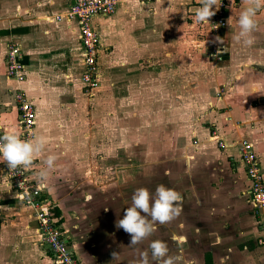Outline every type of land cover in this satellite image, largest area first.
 <instances>
[{"label": "crops", "instance_id": "1", "mask_svg": "<svg viewBox=\"0 0 264 264\" xmlns=\"http://www.w3.org/2000/svg\"><path fill=\"white\" fill-rule=\"evenodd\" d=\"M73 1L0 0V75L2 55L10 44L17 45L29 75L35 128L45 137L54 132L67 136L69 124L66 129L55 128L50 122L58 119L64 124L62 108L82 97L81 83L74 76L84 69L79 29L65 17ZM226 2V27L214 35L207 24L196 34L202 24L193 22L198 0H119L112 16L93 20L100 51L99 84L92 92L108 90L111 103L119 104L120 116L128 112L125 120L140 121L124 135L139 139L132 151L148 153L147 158L157 153L158 177L142 178L139 185L125 182L118 193L116 175L112 188L98 186L97 195L86 193L57 206L66 234L76 227L82 238L72 245L82 264H137L143 251H148L149 264H156L148 247L156 239L167 242L175 264H206V258L209 264H264V243L259 244L264 240V217L255 213L249 199L237 148L240 141L250 142L264 172V8L255 17L249 46L235 38L241 1ZM186 11L193 15L186 16ZM216 37L223 43L218 42L221 50L212 53ZM10 92L14 88L9 79L0 76V121L17 131L18 113ZM41 94L44 99L39 101ZM94 94L90 100L96 102ZM150 106L157 109L151 111ZM54 108L61 118L51 115ZM41 120L51 129L41 128ZM153 121L158 126L147 125ZM184 122L187 128L182 134L176 127ZM154 135L155 143L149 144ZM59 147L62 154L74 151L63 143ZM96 148L100 151L101 146ZM118 157L110 154L103 160L116 171L125 168ZM1 167L2 163L0 264H38L41 256L47 258V251L34 240L37 224L5 185ZM158 185L180 194L181 213L166 225L153 223L152 234L132 246L130 235L116 222L131 206L136 189L147 188L154 197ZM75 219L77 225L70 228ZM172 235L183 236L184 242L178 245Z\"/></svg>", "mask_w": 264, "mask_h": 264}, {"label": "rangeland", "instance_id": "2", "mask_svg": "<svg viewBox=\"0 0 264 264\" xmlns=\"http://www.w3.org/2000/svg\"><path fill=\"white\" fill-rule=\"evenodd\" d=\"M240 1L241 0H239V2ZM229 7L230 5H228V10ZM191 14L193 15V13L189 11L186 13V16H191ZM224 18H226L225 15ZM201 25L199 24L197 26L196 34L198 36H199V32H201V30L204 27L206 28V26H203L205 25L204 23H202ZM208 32L210 35L216 34L211 32L210 29L208 30ZM217 43L218 42H216L215 44L211 43L213 44L211 46L212 53L215 52L213 51L214 46L217 47L216 51L221 50V48L217 46ZM4 54L5 55H2L1 57V60L3 59V63L1 64V66L4 71H2V75H0L3 81H5V78H7L6 53ZM22 56L24 59L23 53ZM83 73H84V69H82V71L78 73H75L74 75L76 78H78L80 83ZM52 76L53 75H51L50 77L51 79ZM60 77L63 78L64 74H61ZM9 83L12 85V88H14V92H10V96H11L10 101L11 104L15 106L16 111L18 113V108H17L18 105L15 100L16 93H22L23 96H25L28 99V101L31 103L33 101L29 93V85H28L29 75L26 72V69L22 79H19L17 81L9 79ZM38 85L41 86V83H38ZM81 86H82V94H81L82 97L73 106L69 107L68 105H66L65 107L62 108V112H65L63 114L66 115L65 123L60 124L61 122H58L59 121L58 119L56 120L53 119L50 122L51 125L55 128L61 127L63 125H64L63 127H65L68 126L69 124L67 129L65 127L66 131L68 132L67 136L63 137L61 135L56 134V132L52 133L53 134L52 136L51 133L48 134L49 136L46 137L47 144L45 145V147L47 148H44V150L39 155L34 157L33 164L28 169V173H27L33 180L39 182L44 186L45 196L48 197L47 199L49 202L51 199V203H52L51 206H55V207H57L58 205L61 206L62 204H64V201L68 202L71 200L73 201L79 197L81 198L85 196L86 193L91 196L93 194L97 195L96 192L94 193V191L97 189L98 186H100L101 188L103 187L112 188L113 182L112 183L110 182L116 175H117L116 185H117L118 193L123 187L122 184L125 182H127V184L132 182V185L137 184L138 182L139 185V182L141 181L142 178L149 177L151 179L153 178L152 181L153 180L156 181V178L158 177L157 167H156L157 153L154 152L153 155L147 158L148 153H142V151H137V150L132 151L131 147L133 145H138V146L140 145L139 139L137 140L135 136L124 135V132L127 131L126 130L127 128L133 127L132 125H135L137 123L139 124L140 121L137 122L138 120H132V121L125 120L126 118H128L126 115L128 114V112L124 114V118L123 116H120L121 110L119 108V104H117L116 106L114 102L111 103V101L113 100V96L109 93L108 90L105 89L103 91L95 92L94 94V92L86 90L84 84L81 83ZM92 93L95 95L94 97L97 98V99L95 98L96 102H94V100L93 101L90 100V95H92ZM164 97H166V95ZM38 99L39 101H41L42 99H44V96H42L41 94L38 97ZM166 107H169V105H166ZM155 109H157V106H150L151 111H155ZM51 115L54 118H61L60 116H63L61 113H59L56 110V108H54V111L53 113H51ZM147 125L158 126L156 121L149 122V124ZM0 126H2V129H4L5 132L10 131L8 129V126L1 121H0ZM17 126L18 124L16 125V129ZM39 126L41 128L47 127L48 129H51L49 123L43 122V120L39 122ZM35 127H34L33 135L30 136L29 138L38 135L37 134L38 131L36 130ZM176 128L177 129L181 128V130L183 131L182 134H185L184 132L185 129L187 128V123L184 122ZM15 132L19 133L18 129ZM21 138L27 139L22 136ZM156 139L157 136L154 135L153 138H151L149 144H154ZM147 142L148 141H145L144 139V143ZM62 143L65 146H69L70 150L74 149V151H72L69 154L67 152L65 154L64 153L62 154L61 153L62 149L59 147L60 145L62 146ZM51 144H54L52 148H50ZM97 145L101 146L100 151L98 150V148H96ZM110 154L119 156L118 162L124 164L123 166H125V168L122 169L118 168L116 171H114V169H110L109 162L107 161L106 163L103 160V158L108 157ZM49 155L56 156L55 165L51 170H49L47 181L42 182L39 179L38 173L41 169L46 167L44 161ZM122 164L118 163L117 166L120 165L121 167H123ZM260 169H261V165H260ZM261 173L262 174L264 173L262 169H261ZM103 191L104 189H101V192ZM121 193L123 194V192ZM26 211L29 213L27 209ZM21 216L25 218L24 213ZM30 218L32 219V217ZM67 223L68 222L65 223L66 226H68ZM76 223L78 222L75 219L73 223L69 225V227L73 228L72 226H76L77 225ZM33 224L35 228V222H33ZM91 227L93 226L91 225ZM61 228H62L61 230L63 231L64 230L63 226ZM78 233L79 232L77 231L76 227H74L73 232L69 234L67 233L65 237L68 238L69 247L70 250L74 253L75 260L77 261L78 264H82L72 248L73 242L75 244L77 239L82 240V238ZM32 234L35 236L34 240H36V242H41L39 241L41 237L38 234H35V232H33ZM42 245L46 248L47 251L46 245L43 243ZM78 249L79 248H77V251ZM48 258H49L48 255L47 258L46 256H41L40 263L38 264H53L50 258L49 259Z\"/></svg>", "mask_w": 264, "mask_h": 264}, {"label": "built area", "instance_id": "3", "mask_svg": "<svg viewBox=\"0 0 264 264\" xmlns=\"http://www.w3.org/2000/svg\"><path fill=\"white\" fill-rule=\"evenodd\" d=\"M119 0H74L71 4L66 19L75 22L79 29L80 42L83 49L84 73L81 83L85 89L93 91L99 83L97 58L100 51L99 34L93 26V20L98 17L107 18L114 14ZM143 3L153 0H140ZM221 7L214 17L207 24L210 31L217 33L226 27L224 18L227 8L226 0H220ZM60 21V17L56 18ZM217 47H213L214 53ZM6 77L10 80L23 78L26 66L20 48L11 44L6 52ZM18 105L17 129L22 137L29 138L33 135L36 125V109L34 105L23 96L22 93L15 94ZM5 130L0 126V136ZM223 146V143H220ZM241 163L245 168L246 178L249 183L248 196L254 211L264 217V175L261 173L259 160L254 152L253 145L246 141H240L237 145ZM1 172L5 179V185L12 189L19 202L30 213L37 224V233L41 243L47 247L50 260L53 264H78L74 253L70 250L66 231H62V224L51 211L53 206L45 196V189L42 184L33 180L27 173L28 169L17 168L10 170L6 163H2ZM21 182L23 186L20 187ZM261 227L264 229V218L261 220ZM264 240H259L263 244Z\"/></svg>", "mask_w": 264, "mask_h": 264}, {"label": "clouds", "instance_id": "4", "mask_svg": "<svg viewBox=\"0 0 264 264\" xmlns=\"http://www.w3.org/2000/svg\"><path fill=\"white\" fill-rule=\"evenodd\" d=\"M198 3L200 7L196 9L193 17L195 23L209 22L222 4L220 0H198ZM241 5L242 8L237 17L239 32L235 38L250 46L253 43L251 34L256 29L255 17L264 8V0H241ZM228 24L232 28V17L229 18ZM230 38H232V32ZM216 41L222 44L223 38L216 37ZM46 144L47 138L42 135L22 139L18 132L6 131L0 136V163H6L11 171L21 167L29 169L34 157L44 150ZM55 161V155L47 156L44 161L46 167L38 173L40 181H47L49 170L54 167ZM22 186L23 182L20 184V187ZM180 201V194L164 185L157 186L154 197L147 188H138L132 196L131 206L126 208L123 218L117 220L116 227L129 234L130 245L135 246L152 234L153 223L166 225L178 217L181 213L178 206ZM184 239L183 236L177 235L171 237V240L178 245L182 244ZM148 247L151 249L152 260L156 264H175V258L169 254L166 241L156 239ZM137 264H149L148 251L140 253Z\"/></svg>", "mask_w": 264, "mask_h": 264}, {"label": "trees", "instance_id": "5", "mask_svg": "<svg viewBox=\"0 0 264 264\" xmlns=\"http://www.w3.org/2000/svg\"><path fill=\"white\" fill-rule=\"evenodd\" d=\"M225 19H226V18H225ZM46 198H48V197H46ZM50 203H51V201H50ZM51 204H52V203H51ZM51 211L54 213V216L58 219V224H62V218H61V212H60V210H59L57 207L53 206V208H52ZM46 255L49 256L48 252H47ZM208 259H209V258H208ZM206 264H209V263L207 262V258H206Z\"/></svg>", "mask_w": 264, "mask_h": 264}]
</instances>
